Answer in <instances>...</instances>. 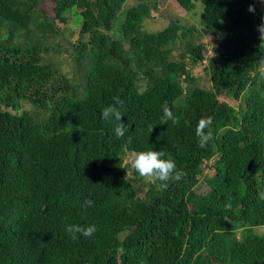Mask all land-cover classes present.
<instances>
[{
	"label": "trees",
	"instance_id": "obj_1",
	"mask_svg": "<svg viewBox=\"0 0 264 264\" xmlns=\"http://www.w3.org/2000/svg\"><path fill=\"white\" fill-rule=\"evenodd\" d=\"M126 1L51 0L49 18L44 0H0V264H264V4L175 0L203 4L199 28L175 19L152 33L157 3ZM70 18L69 49L56 41ZM63 52L71 73L48 57ZM116 97L123 139L101 116ZM165 103L178 124H161ZM149 149L186 175L166 189L141 177L126 159Z\"/></svg>",
	"mask_w": 264,
	"mask_h": 264
},
{
	"label": "clouds",
	"instance_id": "obj_2",
	"mask_svg": "<svg viewBox=\"0 0 264 264\" xmlns=\"http://www.w3.org/2000/svg\"><path fill=\"white\" fill-rule=\"evenodd\" d=\"M259 3L264 4V0H258ZM249 12L255 13L254 5H250L248 8ZM153 12V11H152ZM257 31L259 33V39L261 42H264V18L261 19V23L257 26ZM115 104L104 107L101 112V116L104 120H112L113 118L117 121L114 127V134L116 138L123 139L128 132V129L131 125H125L121 122V117L123 114L115 105H119L122 102L118 97L114 98ZM162 118L161 124H167L168 121H171L173 124H178L179 119L173 115L172 110L165 103L162 106ZM212 118L211 117H202L199 119L196 126V137L198 138V146L200 148H206L208 143L213 138V132L211 129ZM153 130V127L150 128V132ZM133 137L131 135L127 136V143L131 144ZM165 153L162 151H156L153 149L143 150V151H134L130 153L126 159V163L130 167L139 173L141 177H144L147 181L156 184L159 183V187L166 189L169 182L180 181L186 173L183 169H178L176 162L173 159H166ZM85 207H91L93 201L86 199L84 201ZM226 208H231L229 202L225 203ZM65 231L70 234L79 233L84 237H91L96 232L95 225L80 226V225H68L65 228ZM73 238L75 236L73 235Z\"/></svg>",
	"mask_w": 264,
	"mask_h": 264
},
{
	"label": "rangeland",
	"instance_id": "obj_3",
	"mask_svg": "<svg viewBox=\"0 0 264 264\" xmlns=\"http://www.w3.org/2000/svg\"><path fill=\"white\" fill-rule=\"evenodd\" d=\"M142 1L143 0H127L124 8H128V7L130 8L132 6H136ZM151 1L157 3V12L153 9L152 17L144 22L143 30L152 33L162 31L169 25L170 21L175 19L179 20L182 24H184L187 27L194 26L196 28H199L200 16L203 10V4L201 2L196 4V9L194 11L187 12L182 7H180L175 0H151ZM52 7L53 4L51 0H44V2L41 5V9H43L47 13L49 18L53 17ZM262 17L264 18V8H263ZM57 26L61 30L63 36L57 39L56 42L70 49L71 46L66 39H70L71 43L74 42L77 38L78 30H79L78 27L74 26V19L70 18L67 24L57 22ZM203 42L205 43L207 49V51L205 52L206 58L214 56V53L212 52V47L214 46L215 42L209 38H204ZM181 48L182 46H178V49ZM179 53L180 51L176 50L174 52V56L175 55L177 56V54ZM48 57H53L55 59V62L61 66V70L63 72L71 73L73 71L74 62L68 53L63 52L61 55L57 53H52ZM206 65H207V61L201 65L196 66L194 70V75L197 77H201L202 79L205 80L207 78V73H208L205 70ZM200 186L203 192H207L208 188L205 183L200 181ZM253 232L260 236L264 235V226L254 227Z\"/></svg>",
	"mask_w": 264,
	"mask_h": 264
}]
</instances>
